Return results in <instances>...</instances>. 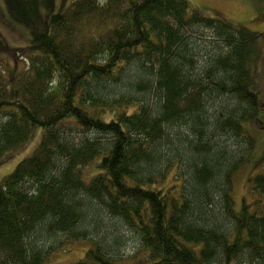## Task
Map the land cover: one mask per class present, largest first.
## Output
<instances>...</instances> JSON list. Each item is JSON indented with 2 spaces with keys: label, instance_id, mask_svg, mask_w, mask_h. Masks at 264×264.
Wrapping results in <instances>:
<instances>
[{
  "label": "trees",
  "instance_id": "16d2710c",
  "mask_svg": "<svg viewBox=\"0 0 264 264\" xmlns=\"http://www.w3.org/2000/svg\"><path fill=\"white\" fill-rule=\"evenodd\" d=\"M263 38L188 0H0V166L43 131L0 185V264H264V161L232 196Z\"/></svg>",
  "mask_w": 264,
  "mask_h": 264
},
{
  "label": "rangeland",
  "instance_id": "374dc122",
  "mask_svg": "<svg viewBox=\"0 0 264 264\" xmlns=\"http://www.w3.org/2000/svg\"><path fill=\"white\" fill-rule=\"evenodd\" d=\"M188 1L193 9L200 10L208 16L221 18L234 26L246 27L254 32H264V0ZM24 34V30L19 28L15 31L4 29V35L13 46L26 44ZM255 72V81L251 90L258 97L260 105L258 117L260 119L257 121L256 118H250L243 122L244 130L254 137L255 144L250 158L233 175L232 196L236 210L242 206V195L247 178L260 172L262 164L259 163L264 161V38L261 42V54L256 62ZM42 139L43 131L41 129L36 130L30 141L4 161L0 166V185L6 176L15 171L20 162L35 154ZM89 246V240L75 241L68 245L66 250H58L52 253L45 264H75L84 257ZM133 246H129V255L133 253Z\"/></svg>",
  "mask_w": 264,
  "mask_h": 264
}]
</instances>
